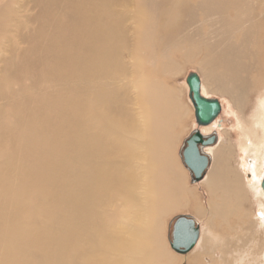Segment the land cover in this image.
Returning <instances> with one entry per match:
<instances>
[{
  "label": "bare ground",
  "instance_id": "obj_1",
  "mask_svg": "<svg viewBox=\"0 0 264 264\" xmlns=\"http://www.w3.org/2000/svg\"><path fill=\"white\" fill-rule=\"evenodd\" d=\"M3 1L9 3L0 8V264L167 258L160 220L189 204L174 201L163 172L177 111L162 76L179 68L168 53L188 50L185 61L199 50L203 96L221 92L240 108L248 83L258 90L261 81L247 75L264 73V0ZM259 91L248 123L235 112L238 170L221 136L205 150L212 159L204 177L209 215H225L216 194L226 196L230 187L240 215L249 192L261 208L243 226L247 251H235L229 262L223 248V264H264V87ZM217 119L198 129L209 135L222 127ZM195 208L205 216L203 205ZM212 260L199 253L191 263Z\"/></svg>",
  "mask_w": 264,
  "mask_h": 264
},
{
  "label": "rangeland",
  "instance_id": "obj_2",
  "mask_svg": "<svg viewBox=\"0 0 264 264\" xmlns=\"http://www.w3.org/2000/svg\"><path fill=\"white\" fill-rule=\"evenodd\" d=\"M5 2L6 1L3 0L0 1V8L1 6L4 5L7 6V4L9 3L8 1L6 3ZM33 13L34 12L32 13L29 12L27 14L32 15ZM129 27L130 25L127 26V28ZM185 48L187 49L188 47L186 46ZM143 50L144 49L142 47L141 52H143ZM187 51L183 49L176 50L171 48V51H169L168 53V57L179 65L178 71L166 74L165 76L162 74L163 75L162 82L166 86L165 87V89L167 90L166 93L169 95L167 96L168 97L167 100L171 102L170 106L172 110L177 111L176 117L174 119L172 118L171 131L169 133L171 136V144L168 152V155L170 157V164L166 165L163 168V172H164L165 182L168 185H170V182L172 184L170 190H171V194L174 195L173 196L174 201L177 202V204L181 203L182 206H186L188 203L190 205L188 204V206L184 209L178 210L176 212H169L164 216H162L159 225V236H160L159 244L161 247L164 248L165 255L167 256L168 259L160 258L161 260L155 261L151 264H159V263L160 264H192L191 260H193V258L198 256L199 253L202 254L204 260L205 258L208 257H211L212 259L214 258L215 260H212V263L210 264H223V262H225L224 261L225 259L222 258L224 255L222 250L223 248H226L229 251V254L225 255L224 257L227 258L229 262H232L233 260L232 256L234 255L235 251H236L235 254L237 255L239 249L242 252L247 251L248 248L243 247V245L246 244L245 236H247V232H248V230L245 228L248 226V223H250V219H251L250 217L254 216V212H256V214L258 215L260 213L259 209H261L259 208V205L255 202L252 196L253 194L251 195L252 192H249L250 194L249 193L246 194L247 199L243 205V211H244L243 215H240V212L237 209V206H239L240 204L238 203L237 205L236 194H233V191L231 189L232 187H230L227 188L230 190V192L228 191L229 192L228 195L227 193L226 196L222 195L220 192L216 194L218 202L219 204H221V206L222 203L219 198L222 197L224 198V204L226 209H225V215H220L222 217H218L217 214L214 217V215H209L210 192L204 184L205 180L203 179L201 182H199L198 183L199 186L198 184L193 185L191 183L190 171L185 166L180 156V151L185 140L189 137L191 132L194 131L195 129H198L199 127L195 119L194 106L189 96V87L187 85V78L190 73H196L201 77V80L203 81V86L206 84V80L203 72H201L199 66L196 63L199 61V57H200L199 50H197L196 53L195 50L193 53H191L192 55L196 54L195 58L193 59L190 58L184 61L182 56H184L187 53ZM129 62L132 63V61L129 58H126L125 63H129ZM259 63L260 62L257 63L256 65L257 67H259ZM258 75H260L261 78V81L258 85V90H255L248 83V86H246L245 88L247 95L244 99L246 100L241 105L240 108L234 106L230 97H228L225 94H221V92L210 93L208 96V98H214L219 100L221 103H223L224 106L223 113H221L217 119L223 128L216 127V130L211 131L209 135H212L213 133H217L218 137L221 136L224 141L228 142L231 145V149L233 150H230V152H228L230 157V167L235 170H238V167H240L239 164L241 160L240 155L242 156V153L237 147L239 145L241 135L237 128V120H236L235 112H238L237 115L239 114V117L242 119L244 123H248L250 118L257 113L258 110L257 104L259 99L258 94L260 92L259 90L260 88L264 87V73L262 72L259 73L254 71L251 75L250 74L247 75L250 80H251V76H258ZM126 80L131 82L130 77H127L124 81ZM11 86L14 85H8L7 88H11ZM131 96L134 97L133 94ZM140 101L142 102V100ZM1 103L2 102H0V104ZM177 105L179 107H177ZM176 107L178 109H175ZM203 129L204 128L202 127L201 131ZM216 145L217 143L209 148H214ZM248 158L249 157H246V160ZM159 164L160 167L162 168L163 167L162 164L161 163ZM159 164L156 165L157 169L159 167ZM244 164L247 165V162H245ZM211 166L212 164L210 165V168ZM245 171L246 173L243 175H245L248 181H251L252 178L250 177L252 175L251 171L250 170L248 171L245 170ZM241 172H243L242 169L240 170V173ZM229 176L230 179L233 180L234 177L231 174ZM174 182H176L178 186V188L176 187V190L174 188ZM198 204L203 205V207L205 208L206 211L205 216L204 214L201 215L195 212L196 210L195 206ZM155 212L156 213L151 217L154 216L156 217L157 215H159L157 211ZM181 215L194 216L195 220L200 223L201 233H202L201 239L199 240L201 244L199 245V242L197 244V246L199 245V247L196 246L193 251H191L186 255H181L176 253L170 245V237L172 231L169 230V225L173 219ZM226 243L228 244V246H226ZM233 246H235V249ZM98 261L101 264L104 263V261L101 258L98 259ZM146 263L150 264V262H146ZM196 264H199V262H197Z\"/></svg>",
  "mask_w": 264,
  "mask_h": 264
},
{
  "label": "water",
  "instance_id": "obj_3",
  "mask_svg": "<svg viewBox=\"0 0 264 264\" xmlns=\"http://www.w3.org/2000/svg\"><path fill=\"white\" fill-rule=\"evenodd\" d=\"M187 83L197 125L199 127L211 125L222 112L220 101L203 96L202 82L198 74L190 73ZM217 141V133L204 135L199 129L192 131L185 140L180 156L190 171L193 185L201 182L209 170L212 159L205 150L215 145ZM262 187L264 189V181ZM169 230L172 231L170 237L172 249L182 255L188 254L194 249L201 235L199 224L191 215L179 216L173 219L169 225Z\"/></svg>",
  "mask_w": 264,
  "mask_h": 264
},
{
  "label": "snow or ice",
  "instance_id": "obj_4",
  "mask_svg": "<svg viewBox=\"0 0 264 264\" xmlns=\"http://www.w3.org/2000/svg\"><path fill=\"white\" fill-rule=\"evenodd\" d=\"M260 215H261V218L264 219V213H261Z\"/></svg>",
  "mask_w": 264,
  "mask_h": 264
},
{
  "label": "crops",
  "instance_id": "obj_5",
  "mask_svg": "<svg viewBox=\"0 0 264 264\" xmlns=\"http://www.w3.org/2000/svg\"><path fill=\"white\" fill-rule=\"evenodd\" d=\"M219 126H220V123H219ZM217 128H219V127H217ZM192 217H194V216H192ZM195 218V217H194ZM199 223V222H198ZM199 225H200V223H199ZM201 227V226H200ZM202 234V233H201ZM201 239V238H200Z\"/></svg>",
  "mask_w": 264,
  "mask_h": 264
}]
</instances>
